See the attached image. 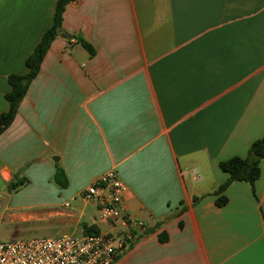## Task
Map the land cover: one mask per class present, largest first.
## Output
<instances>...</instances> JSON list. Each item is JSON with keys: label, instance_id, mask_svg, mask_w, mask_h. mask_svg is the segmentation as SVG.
Wrapping results in <instances>:
<instances>
[{"label": "crops", "instance_id": "1", "mask_svg": "<svg viewBox=\"0 0 264 264\" xmlns=\"http://www.w3.org/2000/svg\"><path fill=\"white\" fill-rule=\"evenodd\" d=\"M56 1L0 0V114ZM62 30L93 55L57 37L0 134L11 224L110 232L80 195L114 171L143 224L114 264H264V158L215 204L219 163L264 136V0H74ZM14 176L27 182L8 194Z\"/></svg>", "mask_w": 264, "mask_h": 264}, {"label": "built area", "instance_id": "2", "mask_svg": "<svg viewBox=\"0 0 264 264\" xmlns=\"http://www.w3.org/2000/svg\"><path fill=\"white\" fill-rule=\"evenodd\" d=\"M75 42V40H71ZM126 188L114 171L84 189L80 199L94 206L98 221L111 231L0 242V264H114L124 251V240L143 224L122 210ZM117 223L123 230H116Z\"/></svg>", "mask_w": 264, "mask_h": 264}, {"label": "trees", "instance_id": "3", "mask_svg": "<svg viewBox=\"0 0 264 264\" xmlns=\"http://www.w3.org/2000/svg\"><path fill=\"white\" fill-rule=\"evenodd\" d=\"M74 0H57L52 18V24L41 36L39 42L31 52V54L25 59L24 65L27 70L24 75L11 74L7 77L9 91L5 94L4 98L8 104V110L5 113L0 114V134L10 126L12 123L20 102L23 100L28 86L31 81L38 75L43 58L48 51L52 42L58 37L59 31L62 30L63 13L66 7ZM77 44L82 46L90 56L93 55L91 46L83 39L70 36L67 40H75ZM264 158V136L255 142H253L248 150L245 158L232 157L219 163V169L227 174L228 178L221 184L216 195L220 197L216 200L217 207H223L227 203V199L221 194L227 189V187L233 183H247L251 186L260 177V162ZM57 174V173H56ZM27 181L22 178L14 176L12 181L7 186L8 194L16 192ZM196 198H194V202ZM85 234H98V231L93 228L84 229ZM150 231L146 232L148 234ZM134 236V235H133ZM133 236L131 239L124 240L125 249H128L133 243ZM160 241H164V238H160ZM124 251L118 256L117 260L124 253ZM116 260V261H117Z\"/></svg>", "mask_w": 264, "mask_h": 264}, {"label": "rangeland", "instance_id": "4", "mask_svg": "<svg viewBox=\"0 0 264 264\" xmlns=\"http://www.w3.org/2000/svg\"><path fill=\"white\" fill-rule=\"evenodd\" d=\"M6 200L5 196L0 195V242L49 237L32 223L12 225L8 216L4 214Z\"/></svg>", "mask_w": 264, "mask_h": 264}, {"label": "water", "instance_id": "5", "mask_svg": "<svg viewBox=\"0 0 264 264\" xmlns=\"http://www.w3.org/2000/svg\"><path fill=\"white\" fill-rule=\"evenodd\" d=\"M58 37L61 38V39H64V40H68L69 39V36L63 30L59 31Z\"/></svg>", "mask_w": 264, "mask_h": 264}]
</instances>
